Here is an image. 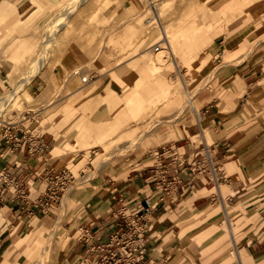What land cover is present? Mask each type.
I'll return each instance as SVG.
<instances>
[{"label": "rangeland", "instance_id": "1", "mask_svg": "<svg viewBox=\"0 0 264 264\" xmlns=\"http://www.w3.org/2000/svg\"><path fill=\"white\" fill-rule=\"evenodd\" d=\"M76 1L55 0L39 6L31 0H6L8 6L3 8L6 12H0V28L17 22L20 25L8 29L5 44L0 46V60L4 58L3 49H14L22 40L37 43L31 53H22L25 57L23 63L14 62L11 73L7 74L0 65V99L8 95L0 107V129L4 123L19 122L25 112L39 111L36 121H26L24 126L48 136L52 140L51 151L59 146L56 154L46 155V158L57 160L56 171L67 168L73 174L60 195H66L77 176L84 178L76 196L67 200L64 209L59 200L48 212L38 211L37 217L30 221L28 231L13 233L17 227H22L20 219L12 220L13 228H6V222L0 221V239L6 241L0 248V264H35L39 257V264H62L69 251V240L80 233L88 195L102 191L100 186H94L108 187L126 180L136 170L154 163L149 159L152 155H160L164 145H174L180 153H192L190 146L181 148L185 141L195 149H201L202 142L211 145L216 135L208 128L209 124L203 122L199 127L195 120L196 115L201 116L203 105L198 96L207 90L218 98L214 104L220 102L215 108L217 111L230 115L240 113L241 116L238 126L231 128L226 137L229 139L232 132H237L241 141L234 151L244 157L241 166L246 171L238 178L226 168V175H232L234 186L245 191L251 187L260 189L264 185V182L260 183L264 180V97L254 103L255 112L248 113L245 89L236 87L237 91L232 95L236 90L234 79L224 78L223 72L252 55L258 59L257 69L264 67V0H157L153 4L159 13V23L157 21L152 26L146 23V19L155 13L152 11L146 15L148 7L145 16L132 27L127 15L140 14L147 0H142V6L138 0H95L79 18L66 13ZM184 10L191 15L187 20L180 18ZM59 13L64 15L58 17ZM66 15L69 19H65ZM50 25L51 28L58 27L53 38L44 33ZM163 26H167L164 34ZM165 34L173 39L171 51ZM195 43L203 45L196 49ZM155 45H160L159 51H154ZM143 48L147 49L142 52ZM230 49L235 52L217 55V51ZM196 50L200 52L196 54ZM160 53L163 61L159 74L142 76L140 71L145 70L147 59ZM41 62L43 70L35 74ZM225 63L226 66H222ZM74 71L78 74L74 75ZM32 74L33 77L29 78ZM82 77H87V81L82 82ZM129 77L135 80L125 82ZM144 83L153 85L150 94L143 92ZM106 86L115 92L107 102L101 98ZM239 98H243L240 103ZM129 99L143 100L136 116L129 114L126 104ZM99 125L108 131L104 138H98ZM115 145L124 146L120 155L114 156H121V159H113L120 166L96 172L93 160L108 156ZM93 172L95 175H87ZM221 187L227 211L231 214L241 209L248 219L235 237L238 247L249 252V243L264 230V213L259 214L258 209L247 207V196L227 201L234 194L231 190L236 187ZM210 193L216 194L214 189ZM36 194L34 192L32 197ZM243 200L246 207L243 204L235 206ZM220 205L221 202L217 201L205 213L219 209ZM196 212L188 210L179 217V243L171 250L170 264L191 263L192 255L188 254L187 248L195 249L189 238L194 229L189 227L185 236L181 231L195 221L193 215ZM186 215H190L188 222L184 221ZM213 220L217 221L220 232L227 230L223 228L226 223L222 212ZM36 239L40 241L38 245L34 244ZM55 241L59 252L55 256L57 259L52 260V250L49 249ZM231 242L228 236L225 253L216 258L218 264L229 257ZM44 247L43 253L40 250ZM27 249L32 250L28 258L24 253ZM213 254L205 253L204 261L207 262ZM242 261L244 264H262L255 262L258 260H254L250 252L242 253ZM233 264L238 262L234 259Z\"/></svg>", "mask_w": 264, "mask_h": 264}, {"label": "crops", "instance_id": "2", "mask_svg": "<svg viewBox=\"0 0 264 264\" xmlns=\"http://www.w3.org/2000/svg\"><path fill=\"white\" fill-rule=\"evenodd\" d=\"M5 2L6 0H2L3 6L0 7V12L4 14L6 11H3V8L8 6L5 5ZM5 38H7V34ZM228 52L235 51L232 49L227 52L217 51V55L224 56ZM253 56L236 66H230L223 70L224 78L234 79L235 89L236 87L245 89L246 95L244 97L248 95L246 109L250 114L255 112L254 103L264 97V67L258 70V59ZM1 62L2 60H0V65ZM236 91L237 89L232 92V95ZM242 99L239 98L238 103L242 102ZM198 100L203 105L200 119L198 120V116H195L197 125L201 127L203 122H207L210 131L216 135V139L210 146V155L215 171L212 173L208 170L196 172L190 170V168H194L195 160L200 156L197 155V152L199 154H203V152H199V149H195L194 145L185 141L184 146L181 148L190 146L192 153L182 152L185 155L181 157V160L188 165L183 169H178L175 164L170 165V160L166 154L162 156L152 155L149 160H153L154 163L136 170L126 180L112 183L108 187H103L104 185L100 184L94 186V188L100 186L102 191L94 194L91 192L88 195L86 209L82 212L85 218L79 226L80 233L76 238L69 240V251L65 254L66 257L63 259L62 264H85L91 261L96 255L89 253V246L97 239L106 240L108 235L121 224L120 212L140 214L148 207H151V209L145 220L146 258L155 263L167 259V264H170L171 250L175 249L179 243L177 221L181 214H186L188 210L205 212L217 201L222 203L220 195L210 193L212 189L215 190L219 185L228 189L237 186H234L232 175H236L238 178L243 177L244 171H246L241 166L244 157L234 151L241 140H238L237 132H232L231 139L229 138L232 143L226 137V134L229 133L231 128L234 129L238 126L241 121L240 113L230 115L217 111L215 108L220 102L214 104L218 98L214 97L211 90L201 92ZM202 120L204 121L202 122ZM29 130L31 134H39V132L36 133L35 129ZM20 134L18 133V135ZM43 142L46 145L45 150L40 154H34L27 151L26 144H22L11 151L12 145L5 144L0 140V153H3L2 158H0V169H8L16 176L18 181V191L16 193H14L15 188H10L5 189L0 195V221L4 220L6 222V228L14 227L12 222L14 218L20 219L22 223V227H17L13 233L28 231L32 223L30 221L37 217L38 211H43L41 206L44 202L41 196L47 192L51 180L50 175L53 171H56L55 165L57 163V160L53 161L46 158V155L53 149L52 140L48 136H44ZM239 152H242L241 148ZM231 167L234 168V171ZM153 168L157 172L161 170L165 173V181L155 182L154 179L150 178L154 171ZM161 168H164V170ZM226 168L231 169L232 175H226ZM262 182L264 180L260 183ZM44 185V189H41ZM255 188L251 187L248 191H245L246 189H238L237 187V191L231 190V192L234 191V194L227 201H231L232 198L241 199L247 196L246 201L249 202L247 207H254L258 209L259 214H262L264 213V185L260 189ZM33 191L37 193L34 198L32 197ZM63 195L59 199L60 202ZM59 200L49 202V207H46V210H50ZM243 201L235 205H244L245 200ZM189 217L190 215H186L184 219L187 221L183 220L188 222ZM185 222L184 224H186ZM185 226L188 227V225ZM261 232L249 243V251L250 256L254 260H258L255 262L264 264V230ZM83 233H87L89 236L87 242L80 238ZM5 242L4 239H0V248Z\"/></svg>", "mask_w": 264, "mask_h": 264}, {"label": "bare ground", "instance_id": "3", "mask_svg": "<svg viewBox=\"0 0 264 264\" xmlns=\"http://www.w3.org/2000/svg\"><path fill=\"white\" fill-rule=\"evenodd\" d=\"M49 1H51L52 3L55 2V0H31V2H34V3L38 4L39 6L49 5L50 4ZM94 1L95 0H77L75 2V4L72 6L73 8H69L66 11V13H72V15H75L74 17H78V16L84 14L86 11H88L92 7V5L94 4ZM138 1H139L140 5L142 6L143 5V1L142 0H138ZM154 2L156 3L157 0H147L146 1L147 4L145 5V9H143V11L140 14H138L136 16L135 15L134 16L130 15V17H129V15H127L129 20L131 21V26L130 27L133 26L134 22H140L141 21V19L145 16V12H146L148 7H149V9H148L146 15L150 14V12L153 11V12H155L157 14L158 18H160L159 17V13H157L155 8H154V6H155L153 4ZM57 15H55V17ZM63 15H64L63 13H59L58 17L63 16ZM82 16H84V15H82ZM189 16H191V15H189L188 13H185V10L180 13L181 20H187ZM65 17H66L65 19H69V15H66ZM158 23H159V19H158ZM11 25H13V27H15V28L20 26L19 23L17 22L15 24H10L8 26H5L4 28H0V46L5 44L4 40H5L7 31H8V29H9V27ZM51 25L44 30V33H47L48 37L53 38L56 35L57 31H58V27H52L51 28ZM166 28H167V26H163L162 27L163 34L166 33ZM152 34H154V33H152ZM165 35H167L165 37V41H166V43H167V45H168V47L170 48V51H171V47L174 44L173 39H171V36H169L168 34H165ZM36 44L37 43L35 41L29 42V41H23L22 40L18 45L14 46L15 47L14 49L10 48V50H12L11 52H10V50H7L6 48L3 49L4 58H3V61L1 62V67H3L5 69L7 74L11 73L13 71L14 62L23 63L25 61V57H24V55H22V53L23 52L24 53H26V52L31 53L36 48ZM147 44L148 43H146L144 46H146ZM202 45L203 44H201V43H195L194 44L196 49H200L202 47ZM147 48H143L142 52L145 51V49H147ZM21 50H23V51L21 52ZM195 52H196V54H198L200 51L196 50ZM162 58H163V55L161 53L157 54V55H154L152 57H149V59H147V61H146L145 70H141L140 71L142 76L148 75L147 77H149V76L154 77V76L158 75L159 74L158 72H159V69H160V65H161V63L163 61ZM224 65L226 66V63L223 64L222 66H224ZM43 66H44L43 62H41L40 65H38L35 74L40 73L43 70ZM73 74L77 75L78 71H74ZM32 77H33V74L29 76V78H32ZM29 78L26 80V83L29 80ZM82 78H81V81H82ZM134 80H135L134 77H129V78L125 79V82L131 83ZM156 84H162V83L157 82ZM137 85H139L138 82H137ZM151 89H153V85H150V84L146 85V83H144L143 92H146L147 94H150V92L152 91ZM18 90H19V88L16 89L14 92H16ZM140 92L138 91L137 93L140 94ZM114 93H115L114 90H112L111 88L106 86L103 89V91H102L101 98H102L103 101L107 102V101H109L111 99V96ZM7 99H8V95H6L5 97L0 99V107ZM191 99H189V100L191 101ZM126 104H127V107H128L129 114L131 116L132 115L136 116V114L139 112V109L143 105V100L129 99V100H127ZM185 107H186V105H184V108ZM195 112H196V110H195ZM203 121L204 120H202V122ZM98 129H99L98 138H100V137L104 138L105 136L108 135V133H107L108 131L105 130L104 128H102V126L99 125ZM101 129H103L105 131L102 132ZM123 149H124V146H122V148L119 147V146H116V145L112 146V151H111V153L108 156H103L101 158H97V159L93 160V164L95 166V171L96 172H102L105 168H109L110 169V167L111 168L112 167L116 168L117 166H120V164H118V163L116 164L113 161V159H115V160L121 159V156H119L117 158H114V156L115 155L118 156V154L120 155V152H122ZM58 151H59V146H56L55 149L53 151L49 152L48 155L56 154ZM87 175L88 176H93V175H95V172L89 173ZM76 179H77L76 182L66 192V195L62 199L63 209L67 205L66 204L67 200H70L73 196H76V193H77L80 185L83 183V180H84V178L79 177V176H77ZM234 190L237 191L238 190L237 187ZM214 191L218 195H220L221 198H222V194L223 193H222L221 185H219L217 188H215ZM235 206H237V205H235ZM226 207L227 206L224 203L223 198H222V203H221L219 209H213L212 211L207 212V213H205L206 211L205 212L198 211V212H196V214L194 213L195 214L194 215L195 221L191 224V226L184 227V229H182V231H181L182 236H185L187 234L186 230L189 227L190 228L192 227L194 229L193 231H191V234L189 235V238H190L191 242H193V244L195 246V249L192 251V247H188L187 248L188 249V254L192 255V258H191L192 260H191L190 264H208V263L209 264H218L219 260H216V258H219L220 256L223 255V253H225L224 249L228 245V244H225V242L227 241V237L228 236H230L231 240H232L231 248L228 249L229 257H227L225 260H223V262L221 264H233L234 263V259L238 262V264H244V262L242 261V253L243 252L249 253L250 251L248 252V250L246 248L245 249L244 248L240 249L238 247V242L236 240L235 235L238 232V230L248 222V219H247V217H245L244 212H242L241 209L235 210L234 213L230 214L227 211ZM219 212H222L223 213V218H225V221H224V223H226L225 227L221 226V227L227 229V230H224L225 232H220L221 229L217 225V221L213 220L214 216L216 214H218ZM53 236H54V234H53ZM39 243H40V241L36 239L34 244L38 245ZM66 247H67V244H66ZM57 248H58V243L55 241L54 244H53L52 249H49V250H52V260L54 258H56L55 256L59 252ZM217 249H220V250L218 252L214 253ZM45 250H46V247H44L40 251H42L44 253ZM203 252H204V254L205 253H209V254H211V253L213 254L214 253V254L211 255L210 259L206 262V261H204V260H206V258H204ZM24 253H25V255H27L26 257L28 258L31 255L32 250L31 249H27V250L24 251ZM39 262H40V257L37 259L35 264H39ZM252 264H254V262Z\"/></svg>", "mask_w": 264, "mask_h": 264}, {"label": "built area", "instance_id": "4", "mask_svg": "<svg viewBox=\"0 0 264 264\" xmlns=\"http://www.w3.org/2000/svg\"><path fill=\"white\" fill-rule=\"evenodd\" d=\"M156 15V16H155ZM158 16L156 13L152 14V17L146 19V23L152 26L157 23ZM155 51L160 50V45H155ZM87 77L82 78V82H86ZM39 111L25 112L19 122H9L4 123L0 129V140L5 144H11V151L17 149L22 144H26L27 151L29 153L40 154L45 150V144L43 142L44 134H31L30 130L24 126L26 121H36V117L39 116ZM198 120L200 117L197 118ZM18 133H21L18 135ZM210 146L206 142H202V147L199 152H203L198 159L195 160L194 168L190 170L204 171L208 170L210 172L215 171L213 165V160L210 155ZM179 148H175L174 145L167 144L162 147V153L160 156L166 154L167 158L170 160L169 164H175L178 169H183L187 167L181 160L184 153L178 151ZM3 153H0V158H2ZM159 156V155H158ZM154 171L150 178L154 179L155 182L165 181V173L160 170V172ZM164 170V168H161ZM157 170V169H156ZM73 178V174L67 169L63 168L59 171H53L50 175V185L47 192L41 196L43 200V205L41 206L44 212H47L46 207H49V202L58 201L61 197L60 193L68 185V183ZM17 178L8 169H0V195L5 191V189H14V193L17 190ZM151 207L146 208L143 213L137 214H125L120 212L119 215L122 219L121 224L111 232L106 240L97 239L96 242H92L88 248L89 253L96 255L91 261L85 264H167V259L159 263H155L146 258V246L144 234L145 220L150 213ZM80 237L84 241L89 240L87 233H83ZM92 241V240H91Z\"/></svg>", "mask_w": 264, "mask_h": 264}]
</instances>
